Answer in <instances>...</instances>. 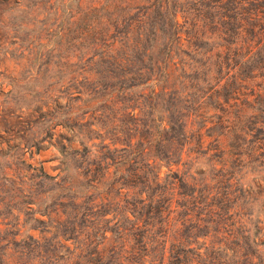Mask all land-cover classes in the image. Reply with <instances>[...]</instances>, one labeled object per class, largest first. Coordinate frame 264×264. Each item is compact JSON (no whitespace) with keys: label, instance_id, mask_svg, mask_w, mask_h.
Listing matches in <instances>:
<instances>
[{"label":"rangeland","instance_id":"obj_1","mask_svg":"<svg viewBox=\"0 0 264 264\" xmlns=\"http://www.w3.org/2000/svg\"><path fill=\"white\" fill-rule=\"evenodd\" d=\"M168 2L0 0V264H264L246 15Z\"/></svg>","mask_w":264,"mask_h":264},{"label":"trees","instance_id":"obj_2","mask_svg":"<svg viewBox=\"0 0 264 264\" xmlns=\"http://www.w3.org/2000/svg\"><path fill=\"white\" fill-rule=\"evenodd\" d=\"M165 1L168 5L170 2L168 0ZM209 1V7L213 10L217 11L218 7L226 2V0H207ZM236 9H242L244 14L246 15L245 21L247 22L248 28L245 30L249 33L246 50L247 56L245 61H248L247 65L250 68L247 74V81H253L256 77L260 75L264 81V0H229ZM158 7H165V5L160 4ZM169 15L171 17L172 26H178V22L173 17V13L169 8ZM171 28V26H170ZM173 30L169 31V36L172 35ZM254 43V44H253ZM258 98L259 100H256ZM255 102H261L263 105L262 113H264V86L260 87V91L256 96H254ZM264 126V124H263ZM160 129L164 130V127ZM126 151V148L123 149ZM139 156V151H130L128 156H125L121 159L122 163L127 164V166L132 165L136 159L133 156ZM157 179V174H156ZM158 184V181H155ZM194 194V192L192 193Z\"/></svg>","mask_w":264,"mask_h":264}]
</instances>
